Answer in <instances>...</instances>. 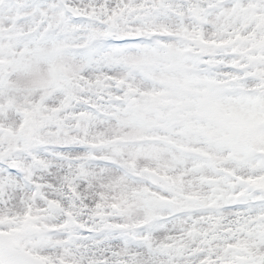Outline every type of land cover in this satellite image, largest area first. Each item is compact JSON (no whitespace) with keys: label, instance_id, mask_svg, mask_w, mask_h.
<instances>
[{"label":"snow or ice","instance_id":"1","mask_svg":"<svg viewBox=\"0 0 264 264\" xmlns=\"http://www.w3.org/2000/svg\"><path fill=\"white\" fill-rule=\"evenodd\" d=\"M0 264H264V0H0Z\"/></svg>","mask_w":264,"mask_h":264}]
</instances>
